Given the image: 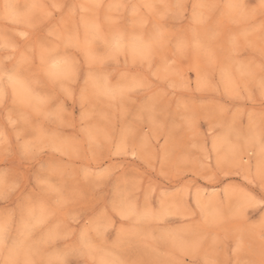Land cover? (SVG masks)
<instances>
[{"label": "rangeland", "instance_id": "obj_1", "mask_svg": "<svg viewBox=\"0 0 264 264\" xmlns=\"http://www.w3.org/2000/svg\"><path fill=\"white\" fill-rule=\"evenodd\" d=\"M260 2L0 0V264H264Z\"/></svg>", "mask_w": 264, "mask_h": 264}, {"label": "snow or ice", "instance_id": "obj_2", "mask_svg": "<svg viewBox=\"0 0 264 264\" xmlns=\"http://www.w3.org/2000/svg\"><path fill=\"white\" fill-rule=\"evenodd\" d=\"M6 8L10 7L8 5L5 6ZM258 7L262 10H264V0H261L260 5H258ZM124 45L122 44V37H117L114 42L110 45L111 51H112V55L116 56L119 55L120 52L123 50ZM134 52V58H135V47L133 49ZM4 92L2 90H0V102H2L4 100ZM24 151L27 154L29 152V148L27 145L24 146ZM257 175L259 177V182H260V186L261 189L264 190V162L261 163V166L258 168L257 171ZM264 202V201H262ZM6 229H4L3 227H0V244L3 243L4 240V233H5ZM63 264V262H62Z\"/></svg>", "mask_w": 264, "mask_h": 264}]
</instances>
